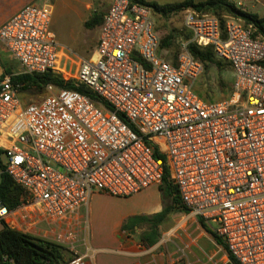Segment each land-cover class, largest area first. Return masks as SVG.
Listing matches in <instances>:
<instances>
[{"label": "built area", "instance_id": "1", "mask_svg": "<svg viewBox=\"0 0 264 264\" xmlns=\"http://www.w3.org/2000/svg\"><path fill=\"white\" fill-rule=\"evenodd\" d=\"M51 2L26 5L0 28L21 66L0 81V181L6 174L25 190L15 210L0 200V231L64 246L73 254L64 264H93L76 251L74 217L95 193L129 198L159 186L167 166L184 206L237 264H264V38L233 16L222 27L217 16L187 9L190 38L168 57L154 10L111 0L93 55L76 63L52 29ZM192 44L231 65L227 99L209 102L194 89L204 65ZM47 73L73 77L108 107L53 85L25 105L12 78ZM0 264H14L1 241Z\"/></svg>", "mask_w": 264, "mask_h": 264}, {"label": "rangeland", "instance_id": "2", "mask_svg": "<svg viewBox=\"0 0 264 264\" xmlns=\"http://www.w3.org/2000/svg\"><path fill=\"white\" fill-rule=\"evenodd\" d=\"M147 3H156L159 6H165L170 4H179L185 2L186 0H145ZM208 0H195V3L206 2ZM237 0H231V2L238 7ZM244 4V11L258 14L261 18H264V7L262 0L256 2L254 0H239ZM111 0H52L51 5L53 7V22L52 29L56 33L57 41L61 48H64L66 55H69L70 59L76 63L80 62V59L90 58L97 45L99 27L87 29L84 24L85 21L91 19L94 14L103 17L110 6ZM91 6V10L88 8ZM242 9V8H241ZM183 11L175 12L169 17L155 16L158 30L163 39L167 38L169 35L173 36L171 40V45H163L164 51H168V57L176 56L179 52L182 43L190 38L189 34L184 30L183 25ZM207 13L220 16H224L225 20L231 15L222 12L208 11ZM74 52V54H73ZM217 60L222 64L221 66H216L215 64L206 63L204 65V71L199 76V78L194 82V89L196 92L206 101L218 102L228 98L231 86H232V69L228 62L217 58ZM6 61L9 65H12V60L7 58ZM16 67V63L14 64ZM77 67V64L74 66ZM71 69V63L67 64L66 70ZM75 75V73H71ZM73 77L67 76L66 79ZM49 95L47 90L38 91H22L20 98L22 102L27 104L37 103ZM6 162V158H3ZM165 204L168 206L172 205V199L167 198ZM89 207L86 206L82 208L81 214L87 216L89 213ZM174 218L179 215H183L180 211H174ZM79 223V221H78ZM175 221H167L163 227L164 233L160 238V242L153 246L147 247L140 241V236L143 231L137 230L131 232L125 236V241H127V246L120 247V250L116 251L115 255L125 256L130 259H134L142 264H196L193 260L195 259L188 248L183 246H177L176 243L178 238L174 235L173 228ZM85 225L83 222L78 226L80 232V242H83L86 234H82V230ZM47 225L45 223L41 224L34 234L38 236L39 232L42 230H47ZM65 229V228H64ZM84 237V238H83ZM208 251V250H207ZM65 262L73 257V254L64 252ZM98 255L93 257L94 264H98ZM200 260H205L206 257L203 254L197 256ZM64 262V263H65ZM215 264H225V259L222 254L216 257Z\"/></svg>", "mask_w": 264, "mask_h": 264}, {"label": "trees", "instance_id": "3", "mask_svg": "<svg viewBox=\"0 0 264 264\" xmlns=\"http://www.w3.org/2000/svg\"><path fill=\"white\" fill-rule=\"evenodd\" d=\"M151 7L155 14L158 16L169 17V15L180 12L187 9H193L200 13H207L208 11L222 12L225 11L229 15L240 20L244 26L251 29L253 37L261 36L264 38V18H261L258 14L246 12L237 8L231 0H208L206 2L195 3V0H186L179 4H170L165 6H159L156 3H147L145 0H134ZM222 27H225L226 20L224 16L218 14ZM103 17L94 14L91 19L87 20L84 26L87 29L100 27L103 23ZM173 36L169 35L163 39V45H171ZM189 51L194 58L203 64L211 63L216 66L222 64L217 60V56L211 46L201 48L195 44L189 46ZM229 64V63H228ZM230 65V64H229ZM231 67V65H230ZM7 73H10L7 71ZM14 85H22L21 91L46 90L48 85H53L59 89H73L83 94L88 95L92 100L104 104H107L101 99L97 98L89 89L83 85L76 83L74 79L65 80L61 75L54 73H47L44 75H18L12 78ZM160 159L167 164V160L164 156H159ZM160 191L165 198L172 199V205L166 207L161 213L154 216H142L131 218L128 223L130 227L138 226L140 223H146L150 226V230L141 236V242L147 247L155 246L159 239L160 234L158 231L159 226L166 221L169 214L175 210L190 213V210L184 206L181 201L179 190L177 185L172 180L171 172L166 166L162 183L159 185ZM25 190L15 181L4 174L0 181V200L9 207L11 210L17 209L21 204V197L24 195ZM204 228H207L204 222L199 220ZM215 239L220 245H223L222 241L213 234ZM0 241L2 254L7 255L14 261V264H64L65 254L70 251L62 245L42 238L32 237L24 234L21 231L13 229L9 226H4L0 231ZM224 246V245H223ZM231 264H237L235 259L230 255Z\"/></svg>", "mask_w": 264, "mask_h": 264}, {"label": "crops", "instance_id": "4", "mask_svg": "<svg viewBox=\"0 0 264 264\" xmlns=\"http://www.w3.org/2000/svg\"><path fill=\"white\" fill-rule=\"evenodd\" d=\"M43 1L0 0V28L16 16L26 5L34 3L40 4ZM88 8L91 10L90 5H88ZM7 58L12 60L13 66L9 65L6 61ZM15 63L16 67L14 66ZM7 71L10 73H7ZM20 72V64L12 58L0 41V81L6 75H15ZM166 199H164L159 186H151L140 194L129 198H119L103 193H95L88 205L89 214L87 216L82 215L81 209L77 216L74 217V228L78 235L75 245L76 251L82 254L88 252L92 260L95 255H98V264H142L128 257L115 255L116 251L120 250V247L127 246L128 243L125 241V236L131 232L140 230L144 234L150 230V226L146 223H140L138 226L130 227L129 220L142 216L151 217L161 213L166 207H169L165 204ZM173 213L174 211L159 226L160 238L165 232L163 227L166 222L175 221L173 232L178 240L174 244L188 248L191 252V257L193 255L195 258H192V260L196 264H215L218 252L223 255L225 264H231L230 255L226 247L217 242L213 235L214 233L208 225L204 223L207 227L204 228L199 221L200 218L192 213L180 211L183 215H179L177 218H174ZM82 222L85 225L82 234L83 236L86 234V236L85 238L83 237V242H80L81 230L77 228ZM200 254L205 255L206 259L200 260L197 257Z\"/></svg>", "mask_w": 264, "mask_h": 264}]
</instances>
